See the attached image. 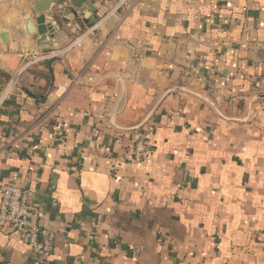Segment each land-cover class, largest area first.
<instances>
[{"label": "crops", "instance_id": "0c3cea01", "mask_svg": "<svg viewBox=\"0 0 264 264\" xmlns=\"http://www.w3.org/2000/svg\"><path fill=\"white\" fill-rule=\"evenodd\" d=\"M67 1L47 51L33 3L0 21V189L55 233L43 258L1 223L0 264H264V0H94L95 25Z\"/></svg>", "mask_w": 264, "mask_h": 264}, {"label": "built area", "instance_id": "2783aa9c", "mask_svg": "<svg viewBox=\"0 0 264 264\" xmlns=\"http://www.w3.org/2000/svg\"><path fill=\"white\" fill-rule=\"evenodd\" d=\"M119 6L123 7L129 2L137 0H117ZM70 26V24H69ZM143 56L141 49L132 52V73L135 74L139 61ZM52 59L50 53H41L34 57L26 66L39 61ZM19 76L15 75L11 81L13 86L18 83ZM256 99L264 97V79L260 82L255 92ZM115 98L118 95H114ZM218 103L216 98L215 100ZM152 126L138 133L132 151V160L135 163H142L153 155V143L151 140ZM0 224L9 225L21 240L35 253L43 258H50L55 254V233L45 234L40 227L41 209L31 200L30 192L26 188L7 185L0 189ZM57 201H52L55 205ZM137 253V252H136Z\"/></svg>", "mask_w": 264, "mask_h": 264}, {"label": "water", "instance_id": "95a60500", "mask_svg": "<svg viewBox=\"0 0 264 264\" xmlns=\"http://www.w3.org/2000/svg\"><path fill=\"white\" fill-rule=\"evenodd\" d=\"M32 3L34 19L32 16H25V32L28 36L35 37V42L43 51L50 50L49 42L60 30L57 22H50L48 19V14L52 13L56 6L55 0H32ZM68 7L81 10L91 25H95L105 15L103 12L95 13L97 6L94 4V0H68L61 9ZM90 14H93V17H89ZM10 38L8 28L1 30L0 39L3 43H8ZM57 61L65 63L64 60L58 59Z\"/></svg>", "mask_w": 264, "mask_h": 264}, {"label": "rangeland", "instance_id": "374dc122", "mask_svg": "<svg viewBox=\"0 0 264 264\" xmlns=\"http://www.w3.org/2000/svg\"><path fill=\"white\" fill-rule=\"evenodd\" d=\"M31 5L32 0H0V21L13 13H27Z\"/></svg>", "mask_w": 264, "mask_h": 264}, {"label": "trees", "instance_id": "16d2710c", "mask_svg": "<svg viewBox=\"0 0 264 264\" xmlns=\"http://www.w3.org/2000/svg\"><path fill=\"white\" fill-rule=\"evenodd\" d=\"M8 76V75H7Z\"/></svg>", "mask_w": 264, "mask_h": 264}]
</instances>
